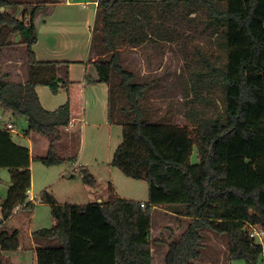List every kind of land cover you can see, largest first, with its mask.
I'll return each instance as SVG.
<instances>
[{"label":"trees","instance_id":"16d2710c","mask_svg":"<svg viewBox=\"0 0 264 264\" xmlns=\"http://www.w3.org/2000/svg\"><path fill=\"white\" fill-rule=\"evenodd\" d=\"M47 1L0 0V55L6 56L4 49L17 51L26 69L23 80H12L0 67V105L26 118L25 135L47 138L48 150L39 161L51 166L65 161L56 144L70 123L69 102L45 110L35 87L44 85L57 94L71 81L69 62L38 61L32 50L35 17ZM195 35L207 37L209 48L195 45L185 86L189 124L180 126L154 114L150 101L158 78L138 76L124 66L121 50L185 47ZM90 50L97 56L95 81L108 87V122L122 131L110 164L145 180L148 198L143 206L121 197L76 205L59 203L41 190L38 201L50 206L54 223L32 232L41 242L35 248L37 264H153L155 207L187 219L168 243L165 264H192L204 230L226 237L228 261L257 264L262 247L249 237L248 227L264 232V0H99ZM193 148L197 162L190 161ZM0 167L9 172L0 201L1 228L18 206H34L27 200L28 148L3 129ZM81 178L95 183L85 168ZM18 246L17 231L1 230L0 264H9L3 253Z\"/></svg>","mask_w":264,"mask_h":264},{"label":"rangeland","instance_id":"374dc122","mask_svg":"<svg viewBox=\"0 0 264 264\" xmlns=\"http://www.w3.org/2000/svg\"><path fill=\"white\" fill-rule=\"evenodd\" d=\"M48 4H50V0L45 5ZM23 9L24 7L20 6L16 11L18 17L21 16ZM15 38H17V35L13 36V42L16 40ZM206 38L205 36L195 35L189 37L185 47L179 43L173 49L165 44L122 48L121 57L124 66L133 70L138 76L143 75L141 77L150 80L158 78L150 101L155 115H165L166 120L180 126L189 124L184 116L185 102L189 97L186 96L185 90V86L189 85L190 82L188 64L191 63V58L196 56L194 54L195 45L206 50L209 48ZM16 46L17 44L14 48L18 49L19 45ZM3 51V55L6 56L0 55L1 69L3 71L8 70L11 73L10 78L12 80H23L26 76V69L23 62L19 60V53L14 50L4 49ZM218 95L219 93L215 94L217 101L219 100ZM7 121H12L18 131H22L28 125L24 116L14 115L9 109H5L0 105V127ZM121 132V126L112 125L108 140L107 129L91 128L90 131L87 127L82 152H80L81 155L78 156L76 162L65 160L61 164L46 166L34 157L31 163V197L38 196L41 190L47 188L62 203L84 204L90 201L95 202L97 197L100 196L105 200H109L115 194L121 195V198L126 197L139 202L147 201L148 183L142 179L136 180L128 177L120 169L110 164L113 151L121 141ZM23 143L26 144L27 142ZM190 161H198L195 148H193ZM78 164H83L84 168L94 176V185H87L82 181L81 167ZM68 167L79 169L76 177L71 179L59 178V172L66 171ZM8 184L9 173L7 169L0 168V201L6 195ZM95 194L98 196L95 197ZM160 208L166 210L163 207ZM186 223L187 219L182 218L177 221L168 213L160 210L152 211L151 230L153 231L151 238L154 236L152 239L155 241L152 244L154 247L153 264H165L164 258L168 243L177 238ZM52 225L51 209L46 203L34 201L32 208L19 207L17 213L12 216L4 228L7 230L18 229L19 243L25 250L4 252L3 256L8 263L13 264L12 259L20 258L19 253L21 252L24 257L17 260L18 264H36L35 252L29 249V243L32 242V232L41 228H49ZM165 225L173 226V229H165ZM202 234L203 237L199 245L200 254L198 257L191 259L192 264H245L243 260L228 261L226 237L207 230H204ZM257 264H261V257H259Z\"/></svg>","mask_w":264,"mask_h":264},{"label":"crops","instance_id":"0c3cea01","mask_svg":"<svg viewBox=\"0 0 264 264\" xmlns=\"http://www.w3.org/2000/svg\"><path fill=\"white\" fill-rule=\"evenodd\" d=\"M98 1L99 0H56L48 5H45L43 10L35 17L36 41L32 46V50L36 59L38 61L69 62V80L71 82L66 90L61 89L57 94H53L47 86L38 85L35 87V91L41 106L48 111L57 109L66 101L69 102L70 123L68 126H65L68 127V129L65 127L62 129L61 139L56 144V151L60 157L65 160H71L70 162H76L78 156L81 155L80 152H82L87 127H89L90 131L91 128L107 129L109 140L111 127L114 125L110 124L107 119L108 87L105 83L95 81L97 79V75L92 62L97 56L90 50L92 27L94 24ZM7 124H11L12 129H8L6 127ZM0 129L8 130L11 133L14 142L28 148L31 185V163L34 157L39 160V157L46 154L48 150V141L46 137L36 133L25 135L24 130L26 128L22 131H18L15 129V124L12 121H7L2 125V127H0ZM25 141L27 142L26 144L23 143ZM78 165L81 169L84 168L83 164ZM0 168L7 169L6 167ZM70 169L71 168L68 167L66 171L59 172V178H75L79 169L76 167L71 170ZM96 194L95 197L98 196ZM27 196V200L32 203H34V201H38L39 198V195L31 197L30 188L27 191ZM120 196L115 194L114 197L109 200H105L102 196H100L97 197L96 201L100 199L101 203H103L105 201H112ZM68 204L84 205L79 203ZM19 207L29 208L24 205L18 206L10 218L0 228V231H17L18 242V229L13 228L11 230H7L4 226L9 220H11L12 216L17 213ZM154 210H160L164 213H168V215H170L173 219L177 220L176 217L178 216L167 210H162L160 207H155L152 211ZM166 225L164 226V228L166 227L165 229H173V226L170 227ZM152 231L153 230L150 229V236L152 235ZM153 237L154 236H152V238ZM31 239L32 242L29 243V249H31L32 252H35V248L41 245V242L39 240H34L32 236ZM21 250L25 249H23L19 243L18 248L14 252ZM19 254L21 255L20 258H11L13 264H18L17 260L23 259L24 256L22 253L20 252ZM153 256L154 247L152 246V257Z\"/></svg>","mask_w":264,"mask_h":264},{"label":"built area","instance_id":"2783aa9c","mask_svg":"<svg viewBox=\"0 0 264 264\" xmlns=\"http://www.w3.org/2000/svg\"><path fill=\"white\" fill-rule=\"evenodd\" d=\"M68 126V125H67ZM8 129H12L11 124H7L6 126ZM68 129V127H65ZM141 206H143V203H141ZM248 235L250 238L253 239V241L257 244H260L262 249H261V264H264V232L257 226H249L248 227Z\"/></svg>","mask_w":264,"mask_h":264},{"label":"water","instance_id":"95a60500","mask_svg":"<svg viewBox=\"0 0 264 264\" xmlns=\"http://www.w3.org/2000/svg\"><path fill=\"white\" fill-rule=\"evenodd\" d=\"M98 204H101V200L99 199L98 201H96Z\"/></svg>","mask_w":264,"mask_h":264}]
</instances>
